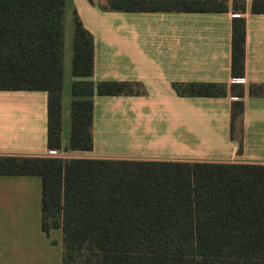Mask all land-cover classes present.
I'll return each mask as SVG.
<instances>
[{
  "label": "trees",
  "instance_id": "16d2710c",
  "mask_svg": "<svg viewBox=\"0 0 264 264\" xmlns=\"http://www.w3.org/2000/svg\"><path fill=\"white\" fill-rule=\"evenodd\" d=\"M103 11L229 12L233 78L245 77L246 0H89ZM250 10L264 14V0ZM66 0H0V90L48 94L47 147L62 150ZM95 39L74 15L71 151L94 148V96L146 94L140 81L93 79ZM183 97H233L243 81H174ZM264 96V83H251ZM239 123V125H238ZM0 174L42 178V229L62 230V264H264V163L0 156ZM55 243V242H54Z\"/></svg>",
  "mask_w": 264,
  "mask_h": 264
},
{
  "label": "crops",
  "instance_id": "0c3cea01",
  "mask_svg": "<svg viewBox=\"0 0 264 264\" xmlns=\"http://www.w3.org/2000/svg\"><path fill=\"white\" fill-rule=\"evenodd\" d=\"M251 1L246 0L245 14L241 151L240 133L231 137V95L183 97L172 86L174 81H236L231 7L224 13H130L66 0L63 148L47 147V92L0 90V156L264 163V96L249 93L251 83H264V14L252 13ZM75 12L94 35V81H140L146 90L94 96L92 151L70 150ZM62 241L60 228L49 235L42 229V178L0 174V264H62Z\"/></svg>",
  "mask_w": 264,
  "mask_h": 264
},
{
  "label": "built area",
  "instance_id": "2783aa9c",
  "mask_svg": "<svg viewBox=\"0 0 264 264\" xmlns=\"http://www.w3.org/2000/svg\"><path fill=\"white\" fill-rule=\"evenodd\" d=\"M234 15H239V14H234ZM236 81H244V78L236 79Z\"/></svg>",
  "mask_w": 264,
  "mask_h": 264
},
{
  "label": "rangeland",
  "instance_id": "374dc122",
  "mask_svg": "<svg viewBox=\"0 0 264 264\" xmlns=\"http://www.w3.org/2000/svg\"><path fill=\"white\" fill-rule=\"evenodd\" d=\"M238 125H239V123H238ZM239 132L237 131V134H238ZM80 154V153H79ZM79 156H81V155H79ZM31 244H35L34 242H30ZM35 246H37L36 244H35Z\"/></svg>",
  "mask_w": 264,
  "mask_h": 264
}]
</instances>
